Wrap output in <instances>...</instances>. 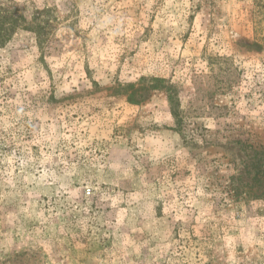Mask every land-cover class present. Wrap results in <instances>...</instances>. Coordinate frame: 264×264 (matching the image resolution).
<instances>
[{"label":"rangeland","instance_id":"rangeland-1","mask_svg":"<svg viewBox=\"0 0 264 264\" xmlns=\"http://www.w3.org/2000/svg\"><path fill=\"white\" fill-rule=\"evenodd\" d=\"M0 264H264V0H0Z\"/></svg>","mask_w":264,"mask_h":264},{"label":"trees","instance_id":"trees-1","mask_svg":"<svg viewBox=\"0 0 264 264\" xmlns=\"http://www.w3.org/2000/svg\"><path fill=\"white\" fill-rule=\"evenodd\" d=\"M154 82H157V81H154Z\"/></svg>","mask_w":264,"mask_h":264}]
</instances>
